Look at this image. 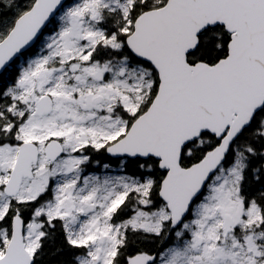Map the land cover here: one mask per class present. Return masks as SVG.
Instances as JSON below:
<instances>
[{"label": "snow or ice", "instance_id": "snow-or-ice-1", "mask_svg": "<svg viewBox=\"0 0 264 264\" xmlns=\"http://www.w3.org/2000/svg\"><path fill=\"white\" fill-rule=\"evenodd\" d=\"M0 264H264V0H0Z\"/></svg>", "mask_w": 264, "mask_h": 264}]
</instances>
